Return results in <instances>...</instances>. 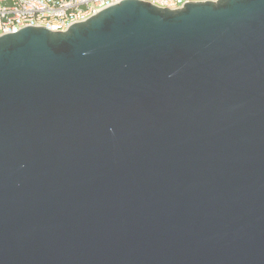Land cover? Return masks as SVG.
Listing matches in <instances>:
<instances>
[{
  "label": "water",
  "instance_id": "obj_1",
  "mask_svg": "<svg viewBox=\"0 0 264 264\" xmlns=\"http://www.w3.org/2000/svg\"><path fill=\"white\" fill-rule=\"evenodd\" d=\"M0 264H264V0L1 35Z\"/></svg>",
  "mask_w": 264,
  "mask_h": 264
},
{
  "label": "built area",
  "instance_id": "obj_2",
  "mask_svg": "<svg viewBox=\"0 0 264 264\" xmlns=\"http://www.w3.org/2000/svg\"><path fill=\"white\" fill-rule=\"evenodd\" d=\"M122 0H0V36L27 26L65 31L104 8ZM159 7L177 9L188 2L217 0H144Z\"/></svg>",
  "mask_w": 264,
  "mask_h": 264
}]
</instances>
